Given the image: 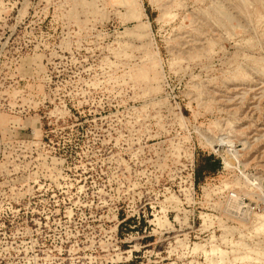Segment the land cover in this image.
Returning <instances> with one entry per match:
<instances>
[{"label":"rangeland","instance_id":"1","mask_svg":"<svg viewBox=\"0 0 264 264\" xmlns=\"http://www.w3.org/2000/svg\"><path fill=\"white\" fill-rule=\"evenodd\" d=\"M0 264H264V0H0Z\"/></svg>","mask_w":264,"mask_h":264},{"label":"trees","instance_id":"2","mask_svg":"<svg viewBox=\"0 0 264 264\" xmlns=\"http://www.w3.org/2000/svg\"><path fill=\"white\" fill-rule=\"evenodd\" d=\"M207 160H208V161H213V158H212V157H210V158H208ZM214 162H215L216 164H218V165H219V162H220V161H219V160H215Z\"/></svg>","mask_w":264,"mask_h":264}]
</instances>
